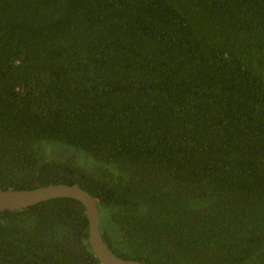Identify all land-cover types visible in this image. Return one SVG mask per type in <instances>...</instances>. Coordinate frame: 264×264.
Instances as JSON below:
<instances>
[{
  "label": "trees",
  "instance_id": "trees-1",
  "mask_svg": "<svg viewBox=\"0 0 264 264\" xmlns=\"http://www.w3.org/2000/svg\"><path fill=\"white\" fill-rule=\"evenodd\" d=\"M59 183L120 258L264 264V0H0V189ZM0 264H102L84 205L0 210Z\"/></svg>",
  "mask_w": 264,
  "mask_h": 264
},
{
  "label": "water",
  "instance_id": "water-1",
  "mask_svg": "<svg viewBox=\"0 0 264 264\" xmlns=\"http://www.w3.org/2000/svg\"><path fill=\"white\" fill-rule=\"evenodd\" d=\"M60 197L72 198L84 205L89 221V243L94 255L102 264H142L137 260L120 258L110 250L99 229V200L80 186L59 183L35 189H0V210L22 209Z\"/></svg>",
  "mask_w": 264,
  "mask_h": 264
},
{
  "label": "rangeland",
  "instance_id": "rangeland-1",
  "mask_svg": "<svg viewBox=\"0 0 264 264\" xmlns=\"http://www.w3.org/2000/svg\"><path fill=\"white\" fill-rule=\"evenodd\" d=\"M51 143H53V142H51ZM54 144H56V143H53V145H54ZM56 145H58V144H56ZM56 145H54V146H56ZM58 146H59V145H58ZM58 148H61V150H62V149H65V148H63V147H58ZM67 148H68V147H67Z\"/></svg>",
  "mask_w": 264,
  "mask_h": 264
}]
</instances>
